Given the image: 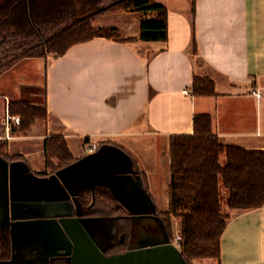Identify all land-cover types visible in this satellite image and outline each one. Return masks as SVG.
<instances>
[{
    "label": "crops",
    "instance_id": "1",
    "mask_svg": "<svg viewBox=\"0 0 264 264\" xmlns=\"http://www.w3.org/2000/svg\"><path fill=\"white\" fill-rule=\"evenodd\" d=\"M150 1L167 10V41L127 43L101 36L73 45L63 56L20 61L0 76V141L22 152L21 147H37L40 142L34 141L42 139L40 164L28 160L35 152L26 155L29 163H0V196L6 206L13 202V174L42 184L56 174L40 175L50 137H65L77 159L63 174L69 187L60 180L59 203L65 204L66 216H77V191L98 181L112 184L111 193L133 217L169 210L170 139L193 135L196 115L212 118V132L222 144L264 149V0ZM154 16L118 10L95 25L118 28L125 38L139 37L141 22ZM196 76L210 77L216 94L194 95ZM16 101L48 108L47 120L34 125L27 134L33 140L23 145L15 139L19 124L12 123L8 131L4 123L9 104ZM90 143L98 144L97 151H87ZM50 202L57 203L37 201ZM225 213L231 218L217 264H264V207ZM34 214L42 217L32 222L46 216L38 209ZM27 235L15 234L14 262L19 247L35 241Z\"/></svg>",
    "mask_w": 264,
    "mask_h": 264
},
{
    "label": "trees",
    "instance_id": "2",
    "mask_svg": "<svg viewBox=\"0 0 264 264\" xmlns=\"http://www.w3.org/2000/svg\"><path fill=\"white\" fill-rule=\"evenodd\" d=\"M29 4V15L23 3L10 19L0 14V76L23 59H43L50 53L55 57L63 56L73 45L101 36L127 43L168 39L167 10L161 4L150 5V0H31ZM118 10L152 12L155 16L152 19L145 17L141 22L139 37L125 38L118 28L93 27L101 15ZM192 88L197 96L216 94L214 81L208 76H196ZM8 109L11 116H20L17 127L22 134L48 117L45 104L36 105L31 101L10 103ZM194 118L193 135L170 139V209L166 213L157 212L172 242L175 237L170 218L181 223L180 252L187 264L197 259L221 258L222 235L229 222L222 210V188L227 191L225 202L232 210L264 207V149L248 150L222 144L219 136L212 132L209 115ZM5 145L2 142L0 148ZM45 152L51 157L47 167H54L52 158L58 160L52 173L77 161L62 136L48 138ZM224 155L223 165L221 158ZM0 157L8 163L15 162L2 150ZM40 175L46 176V173ZM77 195L80 203L89 210L86 216L115 218L117 233L106 254H123L131 239V215L119 205L107 185L84 188ZM0 242V260H4L14 251L12 229H4Z\"/></svg>",
    "mask_w": 264,
    "mask_h": 264
},
{
    "label": "rangeland",
    "instance_id": "3",
    "mask_svg": "<svg viewBox=\"0 0 264 264\" xmlns=\"http://www.w3.org/2000/svg\"><path fill=\"white\" fill-rule=\"evenodd\" d=\"M95 24H96V22L93 23V27L95 29H97L98 27ZM55 56L56 55L54 53H50L47 57H55ZM47 57H45V58L47 59ZM23 60H26V59H23ZM23 60H21V61H23ZM7 114H9V112H7ZM7 114H6V116H7ZM6 116H5V118H6ZM32 128H30V131H32ZM11 129H12V127H11ZM34 130H35V133H42L41 130H37V129H34ZM30 131L22 134L21 132L19 133V129L17 128V132L19 133L18 135L20 137L15 138L16 141L23 145V144H25L23 141L33 140V138L29 139L27 137V134H29ZM41 140L42 139H37L36 141H34L35 143L40 142V143L36 144L37 147H32L31 149H28L27 146L26 147L24 146L25 149H24V147H21L22 152H15V151L12 152V148L10 147L11 148L10 149L9 146L7 145V143L3 142L6 145L2 146L0 148V151L2 150V152L5 155L10 157L9 159H13V160H15V162H16V160H21V161H24L27 163H29V162L27 161L26 157L28 155H31V153L35 152V153H37V155H31L28 158V160L29 161L35 160L33 163H35V164L39 163L40 164L41 163V156H42L41 155V150H42ZM1 143L2 142L0 141V145H1ZM26 143L30 144V142H26ZM50 158H49L48 154H46V160L44 162V167H45L44 172L46 174H50L49 170H51L53 172L54 167H57V164H58V160L55 158H52L53 159L52 164L54 167H52V168L47 167L46 163L49 162ZM37 161H39V162H37ZM221 162L223 165L225 164V155L221 158ZM38 189L39 188H37L35 185H33V183H31V185L27 189H17V190L15 189V190H13L11 192V195L9 196V197H11V199H13V202L9 203V201H8L7 206H6L5 201H3V198H1V196H0V229L2 228L4 223H8V224L10 223V225L12 227V222H15L16 227H18L20 225L26 226V228H23V231L27 232L26 234H38L39 236H40V234L42 235L40 237H34L35 241L28 240V244H27V246H29L28 248H20L19 247L18 253L16 256L17 262H19V259H22L24 261L23 262L24 264H39L38 260H40L41 258L44 261H46L47 263H48V261H50L51 258H53L54 264H69V260L67 261L68 263H66L65 260L67 257H65V256H67L70 253V248H71L70 245L71 244L68 241V239L65 238V236H63V238H62V236L56 232V229L54 226V225H56V219L59 218L57 216H62L59 214L64 213L62 211H65V208H64L65 204L64 203H62V204H56V203L53 204L52 203V204L42 205V204L37 203V201H34L32 199H38L39 194L41 193ZM1 191H2V189L0 190V195H1ZM222 191H223V199H224V201L222 202V206H223L222 210H223V214H224L226 211H230L231 209L229 206H227V204L225 202V199L227 197V191L224 190L223 188H222ZM59 195H60V193H57V192L53 193V196H57L60 198ZM21 200H24V201H21ZM29 200H32V201H29ZM162 201L164 203H166L167 198L162 197ZM28 202H31V203L35 202V203L29 204ZM24 203L26 205H28L27 206L28 208H26ZM27 209H30V210H27ZM37 209L42 210L44 213H46L43 215H48L47 218L43 219L44 221L42 220V221L31 222V220L19 219L20 216L32 217L33 214L32 215H29V214H31L32 212L35 213ZM167 211H169V210H166V212ZM225 214L228 216V220H229L231 218V214H227V213H225ZM23 218H25V217H23ZM11 219H13V220H11ZM86 219H90V218H86ZM170 219H171L170 222H172V226H173L172 231H173V234L175 237L173 243L176 244V246L181 251V249H180V242H181V228H180V226H181V223L177 219H174V217H172ZM132 224H133V234H132V240L130 243L131 247L137 248V246L139 247V246H143V245H147V244L163 242V241L167 240V238H168L167 233L165 232L164 223H162L161 218H158V219L153 218V217L144 218V217L136 214L133 217ZM112 225L108 224L107 229L104 230L105 231L104 234H110L111 231L114 232ZM97 232H99V231L97 230ZM56 247L63 248V249H59L56 251V249H55ZM41 250H42V252H41ZM41 253H43V255L46 256L47 258L42 256ZM53 254H58V255H63V256L54 257L55 255H53ZM213 259H215V258H212V259L204 258V259L192 260L191 264H212ZM218 261H219L218 259L214 260V262H216V264Z\"/></svg>",
    "mask_w": 264,
    "mask_h": 264
},
{
    "label": "water",
    "instance_id": "4",
    "mask_svg": "<svg viewBox=\"0 0 264 264\" xmlns=\"http://www.w3.org/2000/svg\"><path fill=\"white\" fill-rule=\"evenodd\" d=\"M92 157V156H90ZM3 162L5 165H8L9 163L4 160L2 157H0V163ZM23 163H16V165H22ZM15 164L11 163V167L16 166ZM75 165V164H73ZM71 165L50 178L46 179L44 184L42 182L36 183L29 177H17L16 175H12L11 183H12V191L17 189H27L33 183L39 192L38 199H32L34 201H39V203L44 200L46 202L49 201H57L56 204H60L59 202L62 201L63 197L60 198L57 196H53L54 192L60 193L63 190V185L60 183V180L64 181L65 185H68V183L63 179V174L73 168L74 166ZM29 179V180H28ZM95 185H107L111 187L112 184L109 182H101L98 181V183H94L91 185H85L81 187L78 191H81L84 188H91ZM111 189V188H110ZM112 191V189H111ZM49 192H51V196L49 195ZM113 193V191H112ZM48 194V195H47ZM117 200L118 197L116 194H113ZM50 196V197H48ZM57 197V198H56ZM29 200V201H32ZM24 201V200H21ZM29 204H32L34 202H28ZM51 203V202H50ZM52 204V203H51ZM24 205L26 208H28L25 203ZM30 210V209H27ZM32 217L28 216H20L19 219H27L32 220L35 219V217H42V216H36L34 212H32L29 215H32ZM62 216L56 219V225L55 229L58 234H60L63 238L65 236L66 239L70 242V253L68 254L70 261L72 264H187L186 259L182 252L174 245V243L171 241L170 237L167 238V240L163 242L158 243H152L147 244L143 246H139L134 249H128L126 252L120 255H112V256H106L105 252L108 250V248L112 244V240L115 237L117 233V224L115 223V218L113 217H92L90 219L83 218L81 216L80 210L77 211V216H71L66 214H61ZM48 215L43 216L47 218ZM25 217V218H23ZM44 221V220H43ZM107 221H110V224L112 225L114 232L111 231L110 234H104V230H106V227L108 226ZM107 223V224H105ZM12 242H13V248L15 250V234L23 232V228H26L25 225H20L16 227L15 222H12ZM42 227V226H41ZM97 230L99 232H97ZM101 230H103L102 234H100ZM26 234L27 232L24 231ZM35 235L38 234H28V238L36 237ZM101 235V237H100ZM40 236H42L40 234ZM56 251L59 248H55ZM57 255L58 254H53Z\"/></svg>",
    "mask_w": 264,
    "mask_h": 264
},
{
    "label": "flooded vegetation",
    "instance_id": "5",
    "mask_svg": "<svg viewBox=\"0 0 264 264\" xmlns=\"http://www.w3.org/2000/svg\"><path fill=\"white\" fill-rule=\"evenodd\" d=\"M31 2V0H0V10H1V12H0V14L2 15V16H4L6 19H10V18H12V16H14L15 14H17V8L19 7V5H20V3H23V4H25L27 7H26V13L29 15V7H30V3ZM18 5V6H17ZM87 6H89V5H87ZM16 7V8H15ZM110 13H112V12H110ZM20 14V13H19ZM106 14H108V13H106ZM103 15H105V14H103ZM103 15H101V16H103ZM100 16V17H101ZM78 197L79 196H77V203L79 204V206H80V208H79V210H81L80 212H81V216L83 217V218H92V217H89V216H86L87 215V213L89 212V210L85 207V206H83L81 203H80V201H79V199H78ZM131 215V214H130ZM142 217H144V218H151V217H153V218H156V219H158V218H160V216L157 214V212H152L151 213V215H147V216H142ZM132 221H133V216L131 215V224H132ZM6 227H9L10 229H12V227H11V225L10 224H8V223H4L3 224V226H2V230H1V232H0V241H1V236L3 235V231H4V229L6 228ZM165 228V227H164ZM165 232H166V230H165ZM167 233V232H166ZM132 234H133V224H132V233H131V239L129 240V243H128V247H127V250L128 249H134L135 247H131L130 246V243H131V240H132ZM167 237H168V235H167ZM39 243V242H38ZM0 245H1V243H0ZM29 246H26V248H28ZM138 247V246H137ZM36 250V249H35ZM126 250V251H127ZM125 251V252H126ZM41 252H42V250H41ZM107 253V251L105 252V255L108 257V256H112V255H117V254H106ZM124 253V252H123ZM42 254V256H44L43 255V253H41ZM14 255H15V250L12 252V254L10 255V257L9 258H6V259H4V260H0V264H24L23 262V260L22 259H19V262H17V259H16V261L14 262V259H15V257H14ZM17 256V255H16ZM45 258H47L46 256H44ZM43 257V258H44ZM65 257H67V256H65ZM44 258V259H45ZM69 260V264H72V262L70 261V259H69V257H67V259L65 260L66 261V263H68L67 261ZM38 263L39 264H53L54 263V261H53V258H51L50 259V261H48V263L46 262V261H44L42 258L40 259V260H38Z\"/></svg>",
    "mask_w": 264,
    "mask_h": 264
},
{
    "label": "built area",
    "instance_id": "6",
    "mask_svg": "<svg viewBox=\"0 0 264 264\" xmlns=\"http://www.w3.org/2000/svg\"><path fill=\"white\" fill-rule=\"evenodd\" d=\"M186 94H190L191 92L186 90L185 91ZM254 94L260 98L262 96V94L258 91H254ZM20 117L19 116H11L10 114H7L6 118H5V121L4 123L6 124V128L7 130H11V125L12 123H15V124H20ZM99 148L98 144L97 143H90L89 145H87V151H91V152H94V151H97V149ZM180 239V238H179ZM178 240V239H177Z\"/></svg>",
    "mask_w": 264,
    "mask_h": 264
}]
</instances>
